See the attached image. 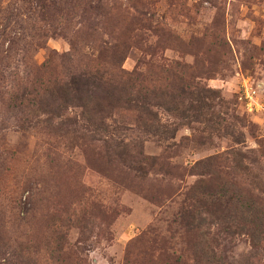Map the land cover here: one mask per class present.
<instances>
[{"label":"rangeland","instance_id":"1","mask_svg":"<svg viewBox=\"0 0 264 264\" xmlns=\"http://www.w3.org/2000/svg\"><path fill=\"white\" fill-rule=\"evenodd\" d=\"M113 49L169 94L185 65L186 85L215 91L214 121L154 107L174 130L162 139L125 109L93 131L77 106L40 107L44 87ZM123 138L140 141L131 156ZM261 188L264 0H0V245L39 264H199L184 212L254 198L264 213ZM225 226L211 245L226 264H264L263 240Z\"/></svg>","mask_w":264,"mask_h":264},{"label":"trees","instance_id":"2","mask_svg":"<svg viewBox=\"0 0 264 264\" xmlns=\"http://www.w3.org/2000/svg\"><path fill=\"white\" fill-rule=\"evenodd\" d=\"M121 55L122 51L116 49L110 53L100 52L93 66H86L79 72L69 75L66 81L44 87L42 92L38 93L40 107L47 113L60 116V111L66 105L77 106L81 109L80 116L94 127L93 131L107 129L109 126L106 124V118L114 116L113 111L116 109H125L132 111V115L136 116L137 128L141 132L162 139L172 137L174 130L160 121L159 113L154 107L189 117L190 122L214 121L208 107L211 101L217 98L215 91L196 83L189 82L186 85L183 78L185 65L180 66V73H177L173 82L169 83L174 90V93L169 94L164 87L153 84L147 73L136 69L124 70L120 65ZM46 66L47 64L41 65V68ZM185 101L188 102V106L183 107ZM208 114L210 116H206ZM116 129L117 127L113 128ZM117 147L120 148L118 155H130L128 150L140 147V141L130 138L129 142H124L123 138ZM138 155L142 156L143 153L139 151ZM146 159L154 157L143 156L144 162ZM261 192L264 194V188H261ZM196 202L198 204H193V210L184 212L183 221L187 230L194 232L196 236L193 247L198 254L199 264H226L224 256L217 252L216 246L211 245L213 242L211 227L219 226L221 222L227 223L225 231L228 233L232 232L231 229L235 231L237 227L242 229L245 226L252 242L258 244L261 240L264 241V213L256 199L241 202L235 200L227 205L229 207H225L227 212L224 214H219L222 208L218 200L213 203V210L207 208L204 210L208 217L201 210L205 203L199 199ZM226 203H229V200ZM9 246L11 245H0V264H39L36 259L32 260L25 256L23 250L27 248L26 246L22 244ZM59 252L58 250L57 253L60 254Z\"/></svg>","mask_w":264,"mask_h":264}]
</instances>
